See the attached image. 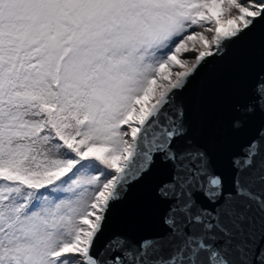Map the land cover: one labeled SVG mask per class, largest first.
Segmentation results:
<instances>
[{
	"label": "snow or ice",
	"instance_id": "obj_1",
	"mask_svg": "<svg viewBox=\"0 0 264 264\" xmlns=\"http://www.w3.org/2000/svg\"><path fill=\"white\" fill-rule=\"evenodd\" d=\"M258 28L264 58V0H0V264H264V127L230 187L175 147L184 94ZM235 112L264 116V70ZM157 157L162 231L101 245Z\"/></svg>",
	"mask_w": 264,
	"mask_h": 264
},
{
	"label": "water",
	"instance_id": "obj_2",
	"mask_svg": "<svg viewBox=\"0 0 264 264\" xmlns=\"http://www.w3.org/2000/svg\"><path fill=\"white\" fill-rule=\"evenodd\" d=\"M261 29L253 38L229 50L223 59L211 61L184 94L188 134L176 141L178 150L201 149L210 157L216 172L230 187L231 158L264 127V116L257 113L240 130L231 127L235 106L246 102L256 77L264 70L259 44ZM172 165L156 158L151 171L134 183L125 197L111 209L103 240L121 233L139 240L162 231L161 216L167 204L157 188L172 174Z\"/></svg>",
	"mask_w": 264,
	"mask_h": 264
},
{
	"label": "rangeland",
	"instance_id": "obj_3",
	"mask_svg": "<svg viewBox=\"0 0 264 264\" xmlns=\"http://www.w3.org/2000/svg\"><path fill=\"white\" fill-rule=\"evenodd\" d=\"M183 58H188L191 62L192 59H194V56H190L189 54H185ZM179 68L173 69V71H179Z\"/></svg>",
	"mask_w": 264,
	"mask_h": 264
}]
</instances>
